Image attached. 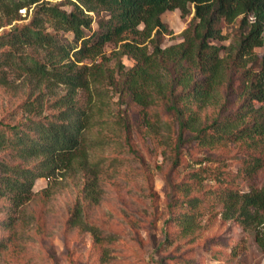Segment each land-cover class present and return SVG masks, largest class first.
Segmentation results:
<instances>
[{"label": "trees", "instance_id": "16d2710c", "mask_svg": "<svg viewBox=\"0 0 264 264\" xmlns=\"http://www.w3.org/2000/svg\"><path fill=\"white\" fill-rule=\"evenodd\" d=\"M68 2L71 8L64 9L47 0H0L3 14L32 6L35 10L28 23L15 24L0 34V84H10V70L57 95L52 113L44 114L41 90L31 102L23 103L28 112L24 128L19 124L0 128V151H12L19 161L10 163L0 157V198L8 199L15 209L32 199L39 177L49 178L68 169L81 172L86 196L93 202L99 200L100 164L91 159L87 131L94 124L103 85L144 108L157 100L166 102L178 123L177 149L185 140V131L203 147L225 141L262 142L264 56L258 60L254 50L264 45V0ZM175 9L183 17L193 14L181 32L183 40L163 46L164 37L172 31L162 16ZM239 17L246 32L234 50L222 56L224 46L213 40L225 39L223 24ZM108 44L114 45L109 56ZM124 57L134 64L127 66ZM110 59L113 67L106 65ZM249 63L259 67L253 69ZM231 73L240 79L242 99L237 110L200 126L199 112L219 102V88L232 82ZM60 87L64 93L58 94L55 90ZM80 90L88 94L84 106L79 104ZM261 166L262 161L255 157L247 168L252 173ZM218 197L223 218H235L244 228L253 227L264 253V186L248 191L223 189ZM73 223L99 237L98 229L81 222L80 217Z\"/></svg>", "mask_w": 264, "mask_h": 264}, {"label": "rangeland", "instance_id": "374dc122", "mask_svg": "<svg viewBox=\"0 0 264 264\" xmlns=\"http://www.w3.org/2000/svg\"><path fill=\"white\" fill-rule=\"evenodd\" d=\"M47 1L71 8L68 0ZM11 11L0 10V34L28 23L35 10L32 6ZM17 14L19 19L12 20ZM192 14L183 17L179 9L163 14L172 31L163 46L183 40L181 32ZM240 19L224 23L226 38L213 40L224 46L222 56L234 50L246 32ZM45 26L51 29L48 22ZM113 47L107 45L108 56ZM254 53L261 60L264 45ZM123 62L134 64L128 57ZM106 65L113 67L114 60ZM249 66L255 69L259 64ZM8 75L15 77L9 85L0 84V128L4 124L24 128L28 112L23 103L31 102L41 90L44 114L53 112L57 95L10 70ZM232 77V82L220 86L219 102L199 112L200 126L237 110L242 99L240 79L237 74ZM100 90L102 99L87 131L91 159L100 164L99 200L86 196L83 174L69 169L39 177L32 199L18 209L0 198V264H264L253 227L244 228L235 218L224 219L218 197L223 189L264 186V139L259 144L225 141L203 147L185 131L177 149L178 123L166 102L157 100L144 108L127 95L120 97L109 85ZM55 91L64 93L62 87ZM78 99L86 105L87 92L80 90ZM0 157L19 162L12 151H0ZM255 157L262 166L250 173L247 166ZM78 217L97 228L99 237L73 223Z\"/></svg>", "mask_w": 264, "mask_h": 264}]
</instances>
